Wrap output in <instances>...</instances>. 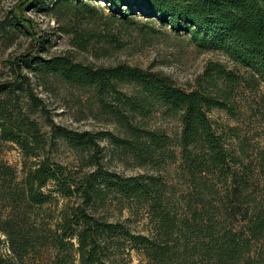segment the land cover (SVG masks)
<instances>
[{
	"label": "trees",
	"instance_id": "1",
	"mask_svg": "<svg viewBox=\"0 0 264 264\" xmlns=\"http://www.w3.org/2000/svg\"><path fill=\"white\" fill-rule=\"evenodd\" d=\"M93 1L110 12L98 31L81 27L98 22ZM26 7L78 21L63 32L80 51L94 44H103V56L122 50L112 26L127 28L141 16L187 37L200 52L222 54L233 67L209 63L196 85L184 89L163 73L126 63L85 64L70 52L43 56L49 41L33 34L22 15L1 21L5 41L14 32L37 46L2 62L0 156L3 144L12 143L27 163L20 180L0 158V264H130L132 253L143 264H264L257 184L264 146L251 160L245 139L231 144L239 139L236 128L220 131L210 118L213 111L236 117L231 100L237 90L264 86V0H25L19 10ZM36 82L88 93L90 112L106 117L112 129L58 125L35 94ZM156 113L178 121L175 140L144 124ZM105 143L118 161L157 172L124 176L106 168ZM59 144L78 162V172L52 158ZM168 166L176 167L171 181L159 173ZM178 184L186 187L178 190ZM113 203L122 217L116 221L100 212ZM133 208L144 212L145 233L133 232L124 218Z\"/></svg>",
	"mask_w": 264,
	"mask_h": 264
},
{
	"label": "rangeland",
	"instance_id": "2",
	"mask_svg": "<svg viewBox=\"0 0 264 264\" xmlns=\"http://www.w3.org/2000/svg\"><path fill=\"white\" fill-rule=\"evenodd\" d=\"M25 0H0V22L12 18L13 15H22L38 38L43 37L49 43L45 49L47 53L43 56L61 55L70 52L77 62L94 64L96 66H114L126 63L131 66L149 69L154 72L163 73L172 78L175 83L184 88L191 89L196 85L197 78L203 74L207 64L220 62L232 68L233 65L220 53H206L198 51L183 35L174 34L168 26L161 27L149 20L138 16L132 26L123 27L119 23L112 26L114 34L120 37L122 50L114 51L109 56H103L100 49L103 44L93 45L89 51H80L71 45V35L64 33L66 26L78 25V21L71 16L56 19L53 12H39L36 8L26 7L23 11L19 7ZM96 10V24H81L87 30H100L99 22L106 19L110 14L105 5L99 1L90 3ZM80 26V25H78ZM146 34V35H144ZM13 36L5 41L0 34V80L5 74L3 63L10 55L23 54L35 50L37 42L30 36L12 32ZM243 72V71H242ZM244 73V72H243ZM35 94L42 98L49 115L58 125L75 129L78 131L91 130L94 132L111 130V124L106 117L92 113L87 105L88 93H82L72 88H64L61 84L40 85L34 83ZM231 106L236 111V117L222 112L213 111L210 118L216 129L226 131L228 128H236L239 139L232 140V146L240 144L245 139L246 151L251 160L256 159L257 148L264 146V86L259 88H244L237 90L231 100ZM95 112V111H94ZM146 126L150 129L165 132L172 140L180 134V125L177 120L167 118L161 113H156L146 120ZM245 144V143H244ZM106 146V168L124 176L151 175L157 172L151 167L138 168L132 164H124L113 157V147L108 143ZM52 158L65 164H69L73 172L79 171L78 162L69 150L62 144L51 149ZM8 165L12 166L21 180L24 176V164L27 163L22 151L12 143L3 144V152L0 156ZM175 166L163 168L159 173L171 181ZM258 193L262 195L264 203V174L260 175ZM178 190H183L186 185H177ZM4 209L0 206V213ZM53 213L54 208L52 210ZM110 221L120 219L116 203L100 208ZM124 218L129 219V225L133 232L145 233L146 222L144 212L140 208H133L131 212L125 213ZM122 218V217H121ZM6 245L2 252H7ZM144 258L132 253L130 264H143ZM29 264H48L47 260L40 262L31 261Z\"/></svg>",
	"mask_w": 264,
	"mask_h": 264
}]
</instances>
